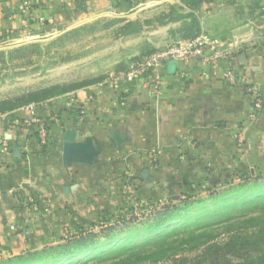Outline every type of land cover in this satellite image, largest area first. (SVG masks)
Segmentation results:
<instances>
[{
    "label": "crops",
    "instance_id": "crops-1",
    "mask_svg": "<svg viewBox=\"0 0 264 264\" xmlns=\"http://www.w3.org/2000/svg\"><path fill=\"white\" fill-rule=\"evenodd\" d=\"M103 20L132 27L115 39V64L182 41L180 25L194 21L215 52L230 55L166 60L156 93L149 75L81 88L82 120L69 111V97L41 104L44 116L55 117L44 150L26 124L29 109L0 115L11 145L10 156L0 157V262L117 214L129 203L130 185L141 205L158 204L199 185L264 173V0H0V42ZM228 68L245 82L230 85ZM253 93L263 95V106L250 119ZM30 196L40 198L37 206L27 205Z\"/></svg>",
    "mask_w": 264,
    "mask_h": 264
},
{
    "label": "rangeland",
    "instance_id": "rangeland-1",
    "mask_svg": "<svg viewBox=\"0 0 264 264\" xmlns=\"http://www.w3.org/2000/svg\"><path fill=\"white\" fill-rule=\"evenodd\" d=\"M118 24L120 23L115 20H103L53 37L43 36L33 40L27 35L1 41L0 115L28 111L33 105H41L61 97H77L79 89L108 84L115 76L130 69L141 58L125 64H115V55L121 47L115 39L127 36L123 34V30L128 26L127 23L122 24L123 26ZM184 25H180V31ZM201 32L200 26L198 31H194L196 37L202 35ZM180 36L182 37L181 34ZM190 39L193 38L187 40ZM187 40L183 39L178 43ZM115 71L117 73L113 75ZM262 174L263 177L257 181L255 178L258 174L248 177V182H241L230 176L229 180H224L229 185L219 186L218 192H214L221 197L215 198L216 195H211L215 200L208 199L210 195L206 188L198 191L196 196L203 202L185 210L182 218L169 226L182 230V233L179 240L173 241L171 237L172 240L164 248L162 246L166 243L148 245L147 241L162 235L168 227L159 229L162 232L159 234L153 224L141 226L140 223L142 216L170 201L158 204L147 202L141 205V199L132 194L134 189L130 185L129 203L124 209L113 216L100 217L94 223L83 227L88 232L99 233L102 228L111 225L124 226L121 219L126 223L131 222V227L125 229L115 240L101 241V245L93 248L88 256L100 258L103 256H100L102 249L107 252L115 249L109 255L110 259L97 264H174L181 255L194 253L197 248L209 242L225 243L238 235H253V239L257 240L252 241L250 249L253 251L241 259L238 258L236 263L259 264L264 253V238L258 237L264 231V173ZM178 199L173 202L177 203ZM215 220L216 225L210 226L212 229L202 230ZM75 232L73 234L67 231L68 235L64 240L71 239ZM83 255L86 253L73 264L77 261L84 262ZM25 264L32 262L27 261ZM47 264H58V261Z\"/></svg>",
    "mask_w": 264,
    "mask_h": 264
},
{
    "label": "trees",
    "instance_id": "trees-1",
    "mask_svg": "<svg viewBox=\"0 0 264 264\" xmlns=\"http://www.w3.org/2000/svg\"><path fill=\"white\" fill-rule=\"evenodd\" d=\"M181 1L184 2L192 0ZM177 19H182V16L178 15ZM131 29V25L128 24L127 28L123 30L125 31V33L123 34H129V32H131ZM196 29L198 31L199 26L194 21L193 26L192 24L187 26L184 25L180 32L184 39L194 38L196 37L194 33ZM257 174L258 175L255 178V181L260 180L263 177L262 173ZM239 178V181L241 182L249 181V178L244 177V175H241ZM226 180H229V178H227ZM226 183L227 182L224 181L216 186L204 187L207 189V194L210 195L208 199L215 200L213 199L214 195H216L214 196L215 198L221 197L214 192H218L217 190L219 189L217 188L219 186L224 187ZM227 185L229 184H226L225 186ZM201 190L202 185H199L198 187H196V190H192L189 193L187 192L185 194H182V196L178 199L177 203H174L173 200H170L167 205H164L158 209L156 208L151 211L150 214L142 216L140 225L143 226L144 224H153L154 228L157 229V232L159 234H162L159 229L168 227V229L165 230L162 235H158L157 237H155V239L147 241L148 245L150 243L157 244L158 242H160L159 244L166 243L165 246H162L164 248L170 243V240L173 239V241H176L180 239L182 230L169 226H172L173 223L179 221L182 218V213L185 210L191 209L203 202V200H199L198 196H196V193ZM217 220L213 221L211 224L204 227L202 230L206 231L212 229V227L216 225ZM120 222L125 225L122 227H119V224L111 225L110 227L102 228L101 232L99 233H94L93 231L88 232L84 229V227H80L75 232V235L73 237H70L71 239L64 240L62 244L46 247L38 252H29L24 256L15 257L7 261H1L0 264H25L27 261H31L32 264H47L51 261H58V264H73V262L75 260H78L79 257L82 256V254L84 253H86V255H83V260L85 259L84 262L79 263V261H77L76 264H97L105 262L110 259L109 255L113 254V251L115 249H111V251L109 252H107L105 249H102L100 252V256H103L100 258H93L92 256L89 257L88 254L92 251L93 248L101 245V241L109 242L115 240L123 233L125 229L131 227V222L126 223L122 219ZM199 227L202 228V226ZM261 236L258 237L263 239L264 231H262ZM171 237L173 238L171 239ZM253 240V235H238L232 237L229 241L225 243L209 242L204 246H200L199 248H197L194 253L190 252L187 255H181L177 259V261H174V264H237L236 260L238 258L241 259L244 257L245 254L248 255L251 251H253V249H250L253 245ZM259 264H264V253L261 256V261Z\"/></svg>",
    "mask_w": 264,
    "mask_h": 264
},
{
    "label": "built area",
    "instance_id": "built-area-1",
    "mask_svg": "<svg viewBox=\"0 0 264 264\" xmlns=\"http://www.w3.org/2000/svg\"><path fill=\"white\" fill-rule=\"evenodd\" d=\"M27 4V3H26ZM43 21V19H42ZM228 51L215 52L214 44L204 35L197 36L185 42L173 44L165 47L146 58L137 60L130 69L124 71L116 79L117 81H128L135 83L145 75H149L151 81L149 83L150 90L153 93L159 91L160 79L159 68L166 61L171 59L180 60L183 58L200 57L204 60L213 61L220 58L228 57ZM224 78L230 85H241L245 82L243 77L237 76L230 68L224 72ZM255 94V93H253ZM253 113L250 119H255L257 113L263 106V95L257 93L254 95ZM69 111L77 119L82 120L87 111L83 103L80 102L78 97H70L68 99ZM43 107L33 105L29 108L30 119L26 120V124H31L35 127L36 144L40 150L46 149L51 141L50 121L55 117L44 116L41 112ZM11 145L0 133V157L10 156ZM40 198L38 196H30L27 200V205L31 204L37 206Z\"/></svg>",
    "mask_w": 264,
    "mask_h": 264
}]
</instances>
